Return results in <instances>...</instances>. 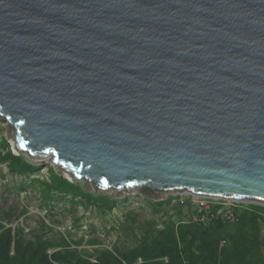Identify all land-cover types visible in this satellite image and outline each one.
Returning <instances> with one entry per match:
<instances>
[{"label": "water", "instance_id": "water-1", "mask_svg": "<svg viewBox=\"0 0 264 264\" xmlns=\"http://www.w3.org/2000/svg\"><path fill=\"white\" fill-rule=\"evenodd\" d=\"M0 116L95 189L264 203V0H0Z\"/></svg>", "mask_w": 264, "mask_h": 264}, {"label": "rangeland", "instance_id": "rangeland-1", "mask_svg": "<svg viewBox=\"0 0 264 264\" xmlns=\"http://www.w3.org/2000/svg\"><path fill=\"white\" fill-rule=\"evenodd\" d=\"M13 136L14 130L0 116V224L26 242L47 240L53 245L51 252L67 247L93 261L102 251L121 254L148 242L156 231L178 221L187 211L184 209L180 215L175 208L172 214L160 216L159 210L152 209L151 203L137 192L117 194L114 189L91 188L64 171H55L46 156L42 159L46 162L34 163L36 156L16 153ZM7 152L20 157L32 170L21 175L9 173L1 160ZM50 171L78 187L84 196L51 191ZM102 196L113 200L111 209L93 200ZM260 207L264 216V206ZM261 241L264 245L263 229Z\"/></svg>", "mask_w": 264, "mask_h": 264}, {"label": "trees", "instance_id": "trees-1", "mask_svg": "<svg viewBox=\"0 0 264 264\" xmlns=\"http://www.w3.org/2000/svg\"><path fill=\"white\" fill-rule=\"evenodd\" d=\"M1 160L11 174L21 175L32 170L28 163L10 152ZM50 190L60 195L84 196L78 187L53 171H50ZM93 200L107 209L114 204L106 196ZM178 212L181 215L182 209ZM175 223L156 231L148 242L136 248L121 254L105 250L93 261L67 247L51 252L53 245L49 241L26 242L0 224V264H264L261 241L264 217L261 215L243 210L234 224L216 221L206 227Z\"/></svg>", "mask_w": 264, "mask_h": 264}, {"label": "built area", "instance_id": "built-area-1", "mask_svg": "<svg viewBox=\"0 0 264 264\" xmlns=\"http://www.w3.org/2000/svg\"><path fill=\"white\" fill-rule=\"evenodd\" d=\"M154 193L157 195L155 199L146 200L151 203L152 209L159 210L160 216L172 214L175 208L187 210L183 217L176 221V225L189 223L206 227L216 221L234 224L243 210L263 216L260 205L176 191ZM262 229L264 230V227Z\"/></svg>", "mask_w": 264, "mask_h": 264}, {"label": "bare ground", "instance_id": "bare-ground-1", "mask_svg": "<svg viewBox=\"0 0 264 264\" xmlns=\"http://www.w3.org/2000/svg\"><path fill=\"white\" fill-rule=\"evenodd\" d=\"M14 149V148H13ZM15 151V150H14ZM16 152V151H15ZM45 156H42V157H40V156H36L35 158H36V160H34V163H39V162H46V160L44 161V160H42L43 158H44ZM48 158V157H47ZM39 159H41L40 161H39ZM48 160H50V159H48ZM50 162V166L51 167H53L54 168V170L55 171H57V172H60V171H63L57 164H54V163H52L51 162V160L49 161ZM66 177H67V175L66 174H64ZM86 183H88V185H89V187H93V188H95L94 187V185L91 183V182H86ZM128 192H132V193H134L135 191H128ZM184 193H187V192H184ZM227 200H231V199H227ZM234 201V200H233ZM237 202H239V201H241L242 203H245V204H256V205H264V203H262V202H255V201H249V200H236Z\"/></svg>", "mask_w": 264, "mask_h": 264}]
</instances>
